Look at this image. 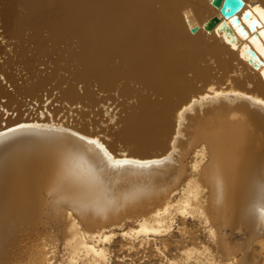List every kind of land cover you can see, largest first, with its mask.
Here are the masks:
<instances>
[{"label": "bare ground", "instance_id": "1", "mask_svg": "<svg viewBox=\"0 0 264 264\" xmlns=\"http://www.w3.org/2000/svg\"><path fill=\"white\" fill-rule=\"evenodd\" d=\"M212 1L0 0L2 31L17 44L15 54H20L23 40L47 52L38 28L45 20L50 22L46 30L52 47L74 40L64 62L54 68L64 76L51 79L59 99L85 107L96 104L86 90H73L69 76L85 86L95 80L101 89L132 100L118 103L123 115L108 117L112 125L103 126L106 119L84 120L81 110L68 121L56 119L61 107H55L46 116L40 111L26 119L16 113L15 118L2 119L1 114L0 132L18 123H56L87 134L103 133L116 153L154 157L170 150L173 139L177 149L161 169L163 175L126 178L129 186L144 189L138 198L97 215L77 213L49 196L45 178L55 149L46 139L28 133L6 136L0 143V264H227L229 259L264 264V229L258 219H249L264 179V106L235 95L264 99V68L240 55L245 43L254 53L255 46ZM256 4L264 6V0H244L237 12L250 36H258L259 26L250 30L242 14ZM213 17L217 23L206 30L204 23ZM222 21L231 34L220 27ZM25 29L32 30L26 40ZM256 58L264 60L258 53ZM8 64V59L1 61L0 75L7 76ZM1 81L0 96L9 103L13 89L8 91ZM131 82L139 86L132 88ZM209 87L224 94L215 97L213 92L189 108L177 137L179 108ZM4 108L16 111L8 104ZM177 211L197 213L207 238L187 227L183 216L177 232H170V217ZM140 227L156 231L132 233ZM117 231L119 240L112 250ZM124 231L130 235L123 236Z\"/></svg>", "mask_w": 264, "mask_h": 264}, {"label": "snow or ice", "instance_id": "2", "mask_svg": "<svg viewBox=\"0 0 264 264\" xmlns=\"http://www.w3.org/2000/svg\"><path fill=\"white\" fill-rule=\"evenodd\" d=\"M245 15L254 16L253 19L247 21V24L254 30L259 26V31L258 36H250L237 23L236 17L231 18V23L235 26L236 31L245 40H250L256 50L254 53L249 44L245 43L240 55L246 60H253L258 66L264 68V60L256 58V53L260 57H264V6L256 4ZM232 46L238 47L235 43ZM261 74L264 75V71ZM213 92L215 97L224 94L214 87H209L208 92L199 97H192L190 102L179 108L176 125L177 137L180 134V127L185 121L187 110L194 108L198 101L210 99V94ZM235 95L246 96L255 104L264 106V99L241 92H235ZM15 133L40 136L53 146L55 149L54 161L45 178L48 194L58 197L68 208L77 213L106 215L110 209L119 207L122 202L135 200L144 189L138 184L129 186L126 178L129 175H163L161 169L172 161L173 155L177 151L176 142L173 139L170 150H166L164 154L158 156L142 158L130 156L126 152L117 154L99 135L87 134L71 127H65L63 124L37 122L18 123L14 127L7 128L5 132H0V143L4 142L6 136L11 137V134ZM188 183L191 184L192 181L189 180ZM162 211L167 212L168 208L164 207ZM160 214V211L155 212L157 216ZM254 217L258 219L261 228L264 229V179L259 182L258 195L249 210V219ZM155 231L156 229L146 227L132 229V233L135 234ZM209 231L215 236V229L210 228ZM111 235H115V233ZM122 235L127 237L130 233L124 231ZM102 238L107 241L109 236L104 235ZM140 246L143 247V245ZM227 264H235V261L229 259Z\"/></svg>", "mask_w": 264, "mask_h": 264}, {"label": "rangeland", "instance_id": "3", "mask_svg": "<svg viewBox=\"0 0 264 264\" xmlns=\"http://www.w3.org/2000/svg\"><path fill=\"white\" fill-rule=\"evenodd\" d=\"M47 25H50V22L45 20V21H41L40 25L38 26V28H40V32H39L40 38L43 40L46 46L45 47V50H47L46 53H44L45 51L43 52L42 49H39L38 46L35 45V43L29 42L25 39L28 37L29 34L32 33L31 29H27V30L25 29L23 31V38L26 41L23 40L22 43L20 42V45L22 47L21 52L20 54H15V51L18 50L16 49L17 44L12 43L10 40H7V37L4 34V30L2 31L3 24L0 21V64L1 61L4 59H8L9 61L8 67L6 68L7 76L4 77L3 75H0V80H2L1 84L3 85V87L5 88L9 87L8 88L9 90L7 89L8 91L13 89V93L11 94L12 98L9 101V103L6 102L5 97L1 98L0 96V99L2 100V101L0 100V115L2 114L1 115L2 119L4 117H6L4 119H11L14 116L12 115L13 113L14 114L16 113L15 116H20L23 119H26L28 117H37L38 115L37 113H39L40 111L44 113L43 116H46L45 114L48 110L51 109L54 110L57 107L59 108L61 107L60 108L61 113H58L59 116H56L55 117L56 119L58 117V119L62 118L61 120L68 121L71 115H74L77 110H81L82 114L84 115V120H90L91 118L93 119L99 118V120L103 121L104 119H106L104 120L105 122L103 121L102 125L105 126V123L106 125L107 123L108 125H112L114 121L113 120L107 121V118L113 116L114 113L115 115L118 114L117 115L118 117L123 115L122 109L119 106L120 103H123L124 105H128L132 100L127 97L126 98H122L119 96L117 97V92L114 91L113 89L110 90L101 89L98 82L95 80L92 79L88 80L86 83L87 86H85L76 77H69V76L67 77V79L73 90L79 94H81L83 91L86 90V92L90 93L92 97L95 98L96 104L91 105L92 107L91 106L85 107L83 104L78 102L59 99L60 91L57 88V83H55V81L53 82L51 79L53 78L56 79L60 76H64L61 73L55 72L54 68L55 65H58L60 61L61 63L64 62V60L61 59H65L67 55L66 53L70 50V47H73L74 40L72 41L69 40L67 42H59L55 47H52L50 45L49 42L50 38L48 37V32L46 30ZM1 32L4 35H2ZM129 84L132 88H136L139 86L135 82H131ZM111 103L113 104V106H111L112 105ZM7 104H8V108L16 109V111L13 112V110H9V109L6 110L4 107H7ZM103 104L105 105L106 108L103 106ZM3 108L5 111L4 110L2 111ZM108 108L110 109L108 110ZM115 108H117L116 111L114 110ZM6 111L9 112L8 115H5L7 113ZM107 111L108 112L110 111L112 114L110 112L109 114ZM63 113L65 114L62 116ZM104 114L107 117L102 116ZM0 124L3 125L4 121L2 123L0 120ZM101 136H104L103 133ZM105 138L109 139L108 136H105ZM118 151L120 153L123 152L121 150ZM181 216L184 217L187 227H189L192 231H195L199 235L203 236L204 239L207 238V229L205 228L203 221L200 220L197 213L191 211H188L183 215H181L178 211L174 212L170 217L171 218L170 222L172 224L169 229L170 232L172 233L177 232V230L181 226V221H180ZM116 234L117 235H115L111 247L112 250L115 249L117 244L116 242L119 240L120 231H117Z\"/></svg>", "mask_w": 264, "mask_h": 264}, {"label": "water", "instance_id": "4", "mask_svg": "<svg viewBox=\"0 0 264 264\" xmlns=\"http://www.w3.org/2000/svg\"><path fill=\"white\" fill-rule=\"evenodd\" d=\"M212 2L215 6L219 7L220 14L224 19H230L231 20L232 17H236L237 23H239V25L243 28V26L240 24V21L237 17V12L240 11L242 9V7L244 6V0H213ZM248 11L249 10H246L242 14V18L245 21L250 20V18H249L250 16L245 15V13ZM217 21H218V19L216 17L209 19L206 23H204L205 29L210 30L217 23ZM220 27L225 29L226 34H231L230 28L226 25V23H224V21L221 22ZM249 29L254 31V29H252L250 27H249ZM191 30H192V32H194V31H196V28H192Z\"/></svg>", "mask_w": 264, "mask_h": 264}]
</instances>
